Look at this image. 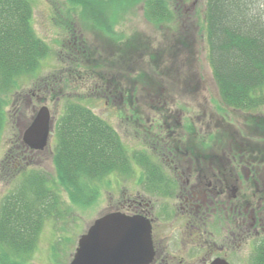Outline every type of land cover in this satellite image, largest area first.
<instances>
[{
    "label": "rangeland",
    "instance_id": "1",
    "mask_svg": "<svg viewBox=\"0 0 264 264\" xmlns=\"http://www.w3.org/2000/svg\"><path fill=\"white\" fill-rule=\"evenodd\" d=\"M29 2L33 9V29L53 52L42 62L38 72L20 79L19 89L1 96L5 103V128L0 141V169L9 155L7 162L10 168L15 166L13 173L34 163L57 179L50 150L56 148V124L69 102L91 109L111 124L133 159L141 153L163 156L161 151L170 138L192 145L199 140L189 137L191 132L195 138L203 139L202 136L206 138L210 133L217 135V127L227 137L231 135L235 143L257 149L259 157H264V132L261 133L264 105L254 112L243 113L227 108L221 101L207 60L205 0H174L179 3L181 13L180 19L172 24L149 22L142 4L123 17V12L116 13L115 18L119 19L114 24V36L84 24L80 16L68 17L67 0ZM121 5L125 7L124 2ZM69 18L75 20L78 44L86 54L79 58L81 61H70L64 66L61 64V56H65L64 43L71 37L64 23ZM183 31L192 32L190 48L186 46L187 41L186 45L180 41ZM50 83L59 86V96L53 95L54 90L48 87ZM109 96H113L115 102ZM42 108L49 109L53 121L49 145L44 152L28 158L20 155L23 158L17 159L18 143H22L34 112ZM254 124L258 125L257 129L253 128ZM162 126L172 127L171 131L160 133L166 132L159 129ZM158 136L160 144L155 140ZM206 148L208 153L212 146ZM13 173L7 166L0 173V203L14 186ZM144 174V169L136 166L133 174L109 176L99 185L101 198L89 207H83V203L74 205L70 191L65 192L60 218L46 222L29 264H71L80 237L95 220L117 210L124 202L138 198L144 203L151 202L157 238L175 251V239L182 240L178 228L183 229L184 225L179 209L181 201L176 198L178 192L167 197L152 193L147 188L149 185L139 182L138 176L142 178ZM153 174L157 183L160 178L166 179L163 170ZM250 201L256 205L254 198ZM66 205L72 207L70 213L64 210ZM172 226L175 235L171 238ZM230 253H233L229 255L233 264H250L253 240L248 238L240 246L233 245Z\"/></svg>",
    "mask_w": 264,
    "mask_h": 264
},
{
    "label": "trees",
    "instance_id": "2",
    "mask_svg": "<svg viewBox=\"0 0 264 264\" xmlns=\"http://www.w3.org/2000/svg\"><path fill=\"white\" fill-rule=\"evenodd\" d=\"M67 2L68 17L80 16L84 24L110 36H114L119 19L116 13L123 12V17L139 4L146 20L156 25L176 23L181 13L174 0ZM204 24L207 60L222 103L235 111L254 112L264 105V0H205ZM64 25L71 36L64 43L65 56H61L65 66L81 61L86 53L78 44L75 20L69 18ZM191 34L183 31L180 40L184 44L187 41L188 48L193 44ZM52 52L33 29L29 0H0V141L5 128L1 96L19 89L20 79L38 72ZM48 87L59 96V86L50 83ZM56 136L57 179L32 165L13 173L7 162L10 158L0 169L1 173L7 166L15 174L14 186L0 203V264L30 263L46 222L60 218L65 192L70 191L74 205L92 206L101 198L98 189L106 178L117 173L133 174L135 160L146 157L136 154L131 158L117 131L79 103L66 105L56 124ZM71 208L66 205L64 210L69 212ZM262 245L254 249L252 264H264Z\"/></svg>",
    "mask_w": 264,
    "mask_h": 264
},
{
    "label": "flooded vegetation",
    "instance_id": "3",
    "mask_svg": "<svg viewBox=\"0 0 264 264\" xmlns=\"http://www.w3.org/2000/svg\"><path fill=\"white\" fill-rule=\"evenodd\" d=\"M171 128L165 127L166 132L160 133L168 134ZM216 133L199 139L191 132L189 137L199 140L192 145L170 138L161 151L164 157L149 156L138 162L145 171L142 178L138 176L139 182L149 185L147 188L152 193L167 197L178 192L176 198L181 201L179 209L184 222L183 229L178 228L182 240L175 239V251H172L157 238L151 202L144 203L138 198L117 207L115 211L144 216L151 221L154 248L151 264H213L218 260L233 264L229 256H233L230 253L233 245L240 246L251 238L253 251L258 245L264 247V157H259L257 149L235 143L231 135L227 137L218 127ZM157 139L160 144L159 136ZM206 139L212 141L205 142ZM207 146H212L208 153ZM164 159H167L165 163ZM161 170L166 179L160 178L157 183L153 172L157 174ZM250 198H254L256 205H252ZM174 235L172 226L171 238Z\"/></svg>",
    "mask_w": 264,
    "mask_h": 264
},
{
    "label": "water",
    "instance_id": "4",
    "mask_svg": "<svg viewBox=\"0 0 264 264\" xmlns=\"http://www.w3.org/2000/svg\"><path fill=\"white\" fill-rule=\"evenodd\" d=\"M50 131V113L43 108L24 133V142L31 148L43 150ZM153 259L150 222L142 217L114 213L94 222L80 239L71 264H151ZM213 264L229 263L218 260Z\"/></svg>",
    "mask_w": 264,
    "mask_h": 264
},
{
    "label": "bare ground",
    "instance_id": "5",
    "mask_svg": "<svg viewBox=\"0 0 264 264\" xmlns=\"http://www.w3.org/2000/svg\"><path fill=\"white\" fill-rule=\"evenodd\" d=\"M257 126H258V125L254 124V127H253V128L256 129ZM113 214H114V212H113Z\"/></svg>",
    "mask_w": 264,
    "mask_h": 264
}]
</instances>
